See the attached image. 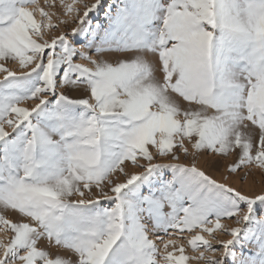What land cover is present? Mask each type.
Wrapping results in <instances>:
<instances>
[{
    "label": "snow or ice",
    "instance_id": "obj_1",
    "mask_svg": "<svg viewBox=\"0 0 264 264\" xmlns=\"http://www.w3.org/2000/svg\"><path fill=\"white\" fill-rule=\"evenodd\" d=\"M0 233V264H264V0H0Z\"/></svg>",
    "mask_w": 264,
    "mask_h": 264
},
{
    "label": "rangeland",
    "instance_id": "obj_2",
    "mask_svg": "<svg viewBox=\"0 0 264 264\" xmlns=\"http://www.w3.org/2000/svg\"><path fill=\"white\" fill-rule=\"evenodd\" d=\"M86 2L92 3V2H94V0H86ZM41 3L43 4V0H41ZM62 30H63V28H62ZM234 159H235V157H232L228 161H225V163H231V162H233ZM201 166H203V165H201ZM226 175H227L226 172L223 175H221L220 173H216L215 174V178L216 179H219V180H223ZM260 179L261 178H260L259 174L257 173V175L255 177V180L257 181V183L255 184V186H253L252 180H250L249 183L246 184V185H241L239 182H237L235 180H230L229 182L232 183V184H234V186H236L237 188H243V190L245 192H249L251 190H259V181H260ZM9 215H10V218H12L13 220H15V217L14 216H12L11 214H9ZM227 223H231V222L228 221ZM217 236H218L219 239H225V240L226 239H229L228 236H226V235L221 236V235H219V233H217ZM0 238L6 239V237L2 233H0ZM212 243L214 244V246L219 247V245H216V241L213 240ZM52 251L55 252L56 250L55 249H52ZM189 254H193L191 252V249L190 248H189ZM194 264H196V262H194ZM199 264H203V262H199Z\"/></svg>",
    "mask_w": 264,
    "mask_h": 264
}]
</instances>
